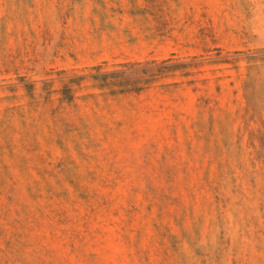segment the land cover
I'll return each mask as SVG.
<instances>
[{
  "label": "rangeland",
  "instance_id": "1",
  "mask_svg": "<svg viewBox=\"0 0 264 264\" xmlns=\"http://www.w3.org/2000/svg\"><path fill=\"white\" fill-rule=\"evenodd\" d=\"M0 264H264V0H0Z\"/></svg>",
  "mask_w": 264,
  "mask_h": 264
}]
</instances>
